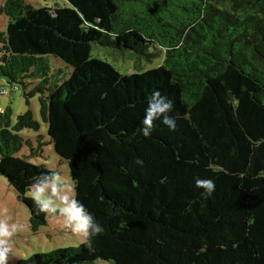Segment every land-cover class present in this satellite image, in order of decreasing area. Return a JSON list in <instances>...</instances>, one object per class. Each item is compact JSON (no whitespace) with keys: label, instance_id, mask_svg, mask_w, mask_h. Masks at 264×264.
<instances>
[{"label":"trees","instance_id":"obj_1","mask_svg":"<svg viewBox=\"0 0 264 264\" xmlns=\"http://www.w3.org/2000/svg\"><path fill=\"white\" fill-rule=\"evenodd\" d=\"M65 1L0 4V83L34 84L50 138L36 149L21 135L40 130L32 112L13 124L0 108V174L39 234L47 215L26 192L53 171L18 155L52 145L104 232L18 264H264V0ZM96 48L160 64L123 74ZM156 90L176 130L144 137Z\"/></svg>","mask_w":264,"mask_h":264},{"label":"rangeland","instance_id":"obj_2","mask_svg":"<svg viewBox=\"0 0 264 264\" xmlns=\"http://www.w3.org/2000/svg\"><path fill=\"white\" fill-rule=\"evenodd\" d=\"M3 1L0 0V4ZM26 1L36 7L45 5L50 7L68 5L65 0ZM7 24L8 19L0 16V31H5ZM95 55L106 58L116 68L120 69L123 74L152 70L160 64V59L155 60L153 64L141 59L131 61L126 56L118 59V56H114L99 48H96ZM33 87L34 84L27 88H23L20 85L11 86L2 81L0 83V108L5 109L9 106L11 107L13 124H16L20 115L29 111L32 112L34 119L40 125V130H24L21 135L25 140L32 141L34 147L37 149L39 145L38 137L40 135L44 136L47 141L50 138L48 136V126L44 122L41 114L40 94H36L34 97L29 98V100L26 96V94H29L33 90ZM31 155V149L24 147L18 156H30V162L33 164L45 165L51 171L58 172L64 184L70 190L69 194L74 195L68 163L57 155L52 145L45 146L38 156ZM4 218H8L9 223H17L21 226L12 238V253L10 254L8 264H18L20 260H27L36 254H47L61 249L76 248L85 241L66 230L61 217L52 215H47V224L41 228L40 233L34 234L31 228V214L29 209L17 200L16 192L10 186L8 180L0 174V219ZM96 264L108 263L97 262Z\"/></svg>","mask_w":264,"mask_h":264},{"label":"clouds","instance_id":"obj_3","mask_svg":"<svg viewBox=\"0 0 264 264\" xmlns=\"http://www.w3.org/2000/svg\"><path fill=\"white\" fill-rule=\"evenodd\" d=\"M173 102L159 90L153 91L147 102L145 115L140 132L149 137L154 131V122L159 121L170 131L176 130V119L170 115ZM26 194L32 199L38 212L46 215L59 216L63 219L64 228L72 234L87 241L89 246L93 237L103 234L104 227L85 204L74 195L64 184L58 172L41 174L32 178ZM197 188L211 196L215 191V183L211 179L197 178ZM17 223H9L8 218L0 219V264H8L12 253V238L20 229Z\"/></svg>","mask_w":264,"mask_h":264}]
</instances>
